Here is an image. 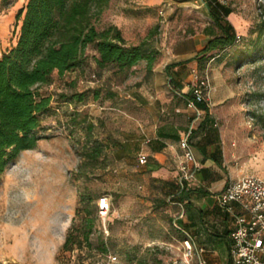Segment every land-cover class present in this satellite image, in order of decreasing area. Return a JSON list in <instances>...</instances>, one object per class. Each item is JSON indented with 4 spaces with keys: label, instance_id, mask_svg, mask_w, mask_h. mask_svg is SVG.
Instances as JSON below:
<instances>
[{
    "label": "rangeland",
    "instance_id": "rangeland-1",
    "mask_svg": "<svg viewBox=\"0 0 264 264\" xmlns=\"http://www.w3.org/2000/svg\"><path fill=\"white\" fill-rule=\"evenodd\" d=\"M9 1L24 4L25 0ZM219 1L232 9L240 39L215 51L220 55L207 62L203 70L211 79L207 103L216 104L212 117L222 135L227 171L234 177H264V32L262 41L256 42L264 29V0ZM96 24L98 28L117 25L129 44L150 37L156 48L215 26L207 0H110ZM94 53L89 47L85 66L63 76L55 72L53 82L41 86L40 92L53 97L51 112L40 118L43 138L35 148L22 151L0 175L2 264H82L88 259L96 264L104 253L117 254V264H169L182 253L176 226L153 215L139 192L142 188L130 197L133 145L125 141L131 106L127 94L147 79L146 61L114 75L97 67ZM95 89H100L98 97ZM75 92H85L84 99L64 101L60 96ZM95 141L105 144L100 161L90 160L81 168L87 147ZM84 189L96 201L109 198L107 231L92 212L90 217L96 219L89 239L81 236V244L64 249L72 223L74 234H80L85 214L95 209L96 202H87L77 214L79 192Z\"/></svg>",
    "mask_w": 264,
    "mask_h": 264
},
{
    "label": "crops",
    "instance_id": "crops-1",
    "mask_svg": "<svg viewBox=\"0 0 264 264\" xmlns=\"http://www.w3.org/2000/svg\"><path fill=\"white\" fill-rule=\"evenodd\" d=\"M26 1L21 4L0 0V56L17 42L21 24V20L17 21V12ZM231 13L224 18V24L225 20L232 23ZM217 35L215 23L201 33L180 41L173 38L158 48L159 58L150 71L146 69L147 79L128 91L131 106L127 110L129 132L125 141L133 145L130 158L133 162L129 165L133 179L130 197L133 194L136 197L137 187H141L139 192L146 197L153 215L164 217L176 226L182 248L183 240L190 235L194 246L204 249L207 264H232L230 233L235 219L219 205L217 196L233 175L223 160L222 135L212 117L216 104L199 105L202 113L196 116L186 103V97L191 94L192 70L199 69V53ZM186 132H190L199 163L193 180L184 179L178 165L182 154L179 141ZM140 154L147 156L145 163L139 162ZM235 209L240 211L238 205Z\"/></svg>",
    "mask_w": 264,
    "mask_h": 264
},
{
    "label": "trees",
    "instance_id": "trees-1",
    "mask_svg": "<svg viewBox=\"0 0 264 264\" xmlns=\"http://www.w3.org/2000/svg\"><path fill=\"white\" fill-rule=\"evenodd\" d=\"M110 0H28L17 12L21 20L17 42L0 56V175L5 173L8 164L27 149H33L43 136L40 133L41 116L51 112L52 95L43 94L40 88L53 82V75L75 71L87 63V49L96 53L92 58L100 70L110 69L117 75L125 73L142 61L150 71L160 54L153 47L150 37L138 44H129L121 29L114 24L98 28L97 17ZM210 14L221 33L210 39L199 55V69H205L207 62L218 52L237 41L232 23L225 20L232 9L219 0H207ZM264 29L257 37L259 43ZM218 51L217 53H214ZM100 89H95L98 97ZM64 101H82L85 92L62 93ZM206 102L200 103L205 106ZM89 128L93 124L89 123ZM105 151L100 141L87 147L80 167L90 160L99 162ZM88 189L80 190L77 214L84 211L87 202H96L94 211L86 213L84 229L74 234L75 225L69 228L64 249L81 244L82 236L88 240L94 227L98 200ZM84 208V209H83ZM101 248H105L102 241ZM0 264H2L0 262Z\"/></svg>",
    "mask_w": 264,
    "mask_h": 264
},
{
    "label": "built area",
    "instance_id": "built-area-1",
    "mask_svg": "<svg viewBox=\"0 0 264 264\" xmlns=\"http://www.w3.org/2000/svg\"><path fill=\"white\" fill-rule=\"evenodd\" d=\"M240 36L237 35V40ZM193 81L190 85V96L186 97L187 107L194 110L196 116L201 115L200 103L207 102L211 79L207 71L192 70ZM182 154L178 165L182 177L193 180L197 163L193 146L190 142V132L182 135L179 141ZM147 156L140 154L139 162L145 163ZM217 201L235 219V227L230 233V257L232 264H264V177L254 174L230 176L225 188L218 194ZM98 214L107 231L106 219L110 211V200L103 196L98 200ZM235 205L240 207L237 212ZM204 249L194 246L190 235L183 240V249L179 257L172 259L169 264H207L203 257ZM119 256L115 253H104L102 261L96 264H117ZM82 264H90V260Z\"/></svg>",
    "mask_w": 264,
    "mask_h": 264
}]
</instances>
